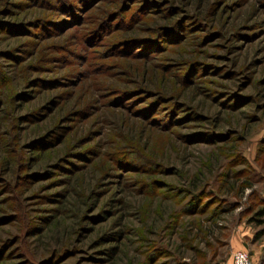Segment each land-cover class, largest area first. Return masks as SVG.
Segmentation results:
<instances>
[{"label": "rangeland", "instance_id": "1", "mask_svg": "<svg viewBox=\"0 0 264 264\" xmlns=\"http://www.w3.org/2000/svg\"><path fill=\"white\" fill-rule=\"evenodd\" d=\"M73 1L0 0V264H264V0Z\"/></svg>", "mask_w": 264, "mask_h": 264}, {"label": "trees", "instance_id": "2", "mask_svg": "<svg viewBox=\"0 0 264 264\" xmlns=\"http://www.w3.org/2000/svg\"><path fill=\"white\" fill-rule=\"evenodd\" d=\"M59 3H61L62 5H65V6H67V7H69V5H70V2H72V3H74V1L73 0H57ZM80 1V0H79ZM88 2V1H87ZM86 1H82V5L83 4H86L87 3ZM57 5H59V4H57ZM106 16L105 17H107L108 15L107 14H105ZM117 18V17H116ZM42 19H46V18H42ZM118 21L119 20H116V24L118 23ZM121 25H122V22H121ZM96 28V27H95ZM95 28L93 29V31H92V33L94 32V30H95ZM110 27L108 26V28L107 29H109ZM104 29L105 30H102V31H100L101 33H105L106 32V25H104ZM90 32V31H89ZM133 38H129V39H125L124 41H126V40H129V41H131ZM118 42H120V41H117L116 43H118ZM123 45V44H122ZM194 186V185H193ZM261 202V204H262V207L260 208V209H258L257 211H256V218H254L257 222H259L260 224H262V223H264V200H261L260 201ZM259 234V233H258Z\"/></svg>", "mask_w": 264, "mask_h": 264}, {"label": "built area", "instance_id": "3", "mask_svg": "<svg viewBox=\"0 0 264 264\" xmlns=\"http://www.w3.org/2000/svg\"><path fill=\"white\" fill-rule=\"evenodd\" d=\"M231 264H255L251 260V256L248 251L244 249H238L231 253Z\"/></svg>", "mask_w": 264, "mask_h": 264}]
</instances>
